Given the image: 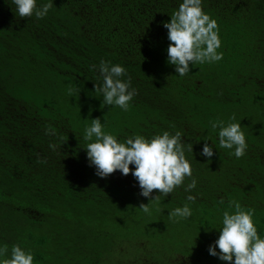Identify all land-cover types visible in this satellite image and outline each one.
I'll return each instance as SVG.
<instances>
[{
    "label": "trees",
    "instance_id": "obj_1",
    "mask_svg": "<svg viewBox=\"0 0 264 264\" xmlns=\"http://www.w3.org/2000/svg\"><path fill=\"white\" fill-rule=\"evenodd\" d=\"M182 2L52 0L37 19L18 17L12 0H0V247L7 244L9 256L20 244L31 249L34 264H230L210 260L209 248L223 212L235 211L233 200L255 209L264 238V0H203L218 22L223 58L193 65L185 76L167 61L163 26ZM101 60L124 66L123 79L130 76L138 90L127 111L101 107L95 85L102 77L92 69ZM69 88L81 91L70 96ZM233 114L248 144L239 159L234 149L219 148V128H211ZM21 115L37 126L26 128L28 137L17 131L23 142L4 137ZM97 117L121 142L180 131L193 145L186 151L192 177L167 197L154 190L160 200L144 213L138 206L150 200L131 173L101 178L90 165L84 133ZM49 126L55 135L45 134ZM205 140L214 147L211 159L201 155ZM45 141L76 148L60 153L67 163H49L47 155L37 162L36 147ZM43 166L52 183L47 194L33 187ZM192 179L194 203L185 193ZM186 203L191 217L169 218Z\"/></svg>",
    "mask_w": 264,
    "mask_h": 264
},
{
    "label": "clouds",
    "instance_id": "obj_2",
    "mask_svg": "<svg viewBox=\"0 0 264 264\" xmlns=\"http://www.w3.org/2000/svg\"><path fill=\"white\" fill-rule=\"evenodd\" d=\"M12 4L20 18L35 16L43 19L53 7L52 0L39 6L37 0H12ZM163 26L168 30L170 41L167 61L175 65L178 75H187L193 65L211 64L223 58V52H218L222 45L218 22L204 11L203 0H183L178 10L171 14L170 21L164 22ZM92 69L97 70L102 77V86L98 83L95 85V92L103 95L101 107L115 105L127 111L138 90L131 87L130 76L127 80L123 79L127 76L126 68L101 60ZM77 91L80 93L81 90L69 88L68 94L72 96ZM211 128H219V148L234 149L233 154L237 159L245 155L248 144L235 114L227 124L219 119L211 122ZM45 134L55 135V130L49 126ZM84 140L89 141L85 147L87 157L90 165L95 166L97 176L106 178L120 170L122 175L131 173L136 178L141 189L140 195L150 200L138 206L146 214H151V203L160 200V195H152L154 190L167 197L177 187L184 185L185 178L192 177V165L186 158V151L192 152L193 145L183 143L180 131L174 134L164 131L151 138L135 135L121 142L115 135L104 131V124L97 117L92 119L91 126L86 127ZM205 141L201 155L211 159L214 147ZM57 146L55 143L49 145L53 151ZM37 162L46 161L38 159ZM132 165L135 166L134 171ZM196 185L197 181L192 179L185 191L191 192ZM186 199L194 203L196 197L188 195ZM220 203H224L223 199ZM229 207L235 211L223 212L220 235L210 246V255L218 256L230 264L233 261L234 264H264V238L258 233L254 220L255 209H246L234 200L229 201ZM191 215L192 209L186 203L171 210L169 218L186 219ZM0 257H4L0 259V264H34L31 249L26 250L20 244L12 246L10 256L7 244L0 247Z\"/></svg>",
    "mask_w": 264,
    "mask_h": 264
},
{
    "label": "rangeland",
    "instance_id": "obj_3",
    "mask_svg": "<svg viewBox=\"0 0 264 264\" xmlns=\"http://www.w3.org/2000/svg\"><path fill=\"white\" fill-rule=\"evenodd\" d=\"M32 123H35L34 126H37L36 125V119L29 118V117H27L25 115H21L20 116V119L17 120V124L19 125V127H17V130L15 129V127L12 124L9 125V126H5L7 130L5 131L6 132V135L4 137L9 138L12 141H16L17 140V141L23 142L24 137H26L28 135V131H26V128L28 129L29 126H30V124H32ZM17 131L18 132H21L22 131L25 136L24 137L20 136V133H18ZM1 138H3V136H1ZM22 145L23 146H26V147L29 146L28 143H24ZM49 145L50 144L47 141H45L44 143H41L40 144V147H36V150L38 152V157L37 158L40 159V160H42V158H45V156L47 155L48 156L47 159L50 160L49 163H51V162L52 163H57V162H62V161L64 163H67L69 160L66 158V156L61 157L60 156V153L61 152L63 153L65 151H68L69 153H72L70 149L76 148L75 145H74V143L71 142V141L68 143V148L69 149L68 148H65L61 143H58L57 144L58 146H57L56 150L53 151L49 147ZM40 150L43 153H40ZM82 161H84V159ZM82 164H84V162H82ZM77 167H82V166L77 165ZM46 168H47V166H46ZM42 170L43 171H42L40 177L38 178V180L36 181V184L33 187H35V189H37L38 193H40V194H42V193L47 194V190H49V189L52 188V183L50 182L51 180L49 178V174L46 172V169L44 168V166H43ZM89 170H90V172H92L93 171L92 167H90ZM66 174L68 175L69 173H66ZM185 193H186L187 196L192 194V193L186 192V191H185ZM211 256L212 255L209 256L210 257V260L212 258Z\"/></svg>",
    "mask_w": 264,
    "mask_h": 264
}]
</instances>
